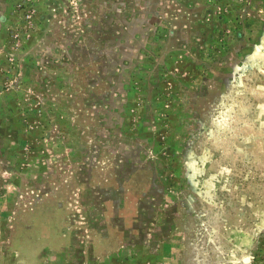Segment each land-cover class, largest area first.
<instances>
[{
	"label": "rangeland",
	"instance_id": "obj_1",
	"mask_svg": "<svg viewBox=\"0 0 264 264\" xmlns=\"http://www.w3.org/2000/svg\"><path fill=\"white\" fill-rule=\"evenodd\" d=\"M0 264H264V0H0Z\"/></svg>",
	"mask_w": 264,
	"mask_h": 264
},
{
	"label": "snow or ice",
	"instance_id": "obj_2",
	"mask_svg": "<svg viewBox=\"0 0 264 264\" xmlns=\"http://www.w3.org/2000/svg\"><path fill=\"white\" fill-rule=\"evenodd\" d=\"M239 86H240V87H243V84H242V82H241V83H239Z\"/></svg>",
	"mask_w": 264,
	"mask_h": 264
}]
</instances>
